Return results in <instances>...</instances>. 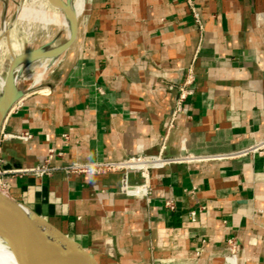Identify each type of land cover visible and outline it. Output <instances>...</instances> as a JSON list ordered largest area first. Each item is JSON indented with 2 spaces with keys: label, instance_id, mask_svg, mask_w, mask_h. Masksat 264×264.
Here are the masks:
<instances>
[{
  "label": "crops",
  "instance_id": "1",
  "mask_svg": "<svg viewBox=\"0 0 264 264\" xmlns=\"http://www.w3.org/2000/svg\"><path fill=\"white\" fill-rule=\"evenodd\" d=\"M190 65L194 93L168 127V85ZM41 83L3 121L0 170L41 165L50 150L59 167L200 158L150 170L146 195L127 194L122 171L59 168L1 174L10 197L98 264H225L230 238L236 264H264V148L251 150L264 138V0H91ZM144 181L127 172V185Z\"/></svg>",
  "mask_w": 264,
  "mask_h": 264
},
{
  "label": "water",
  "instance_id": "2",
  "mask_svg": "<svg viewBox=\"0 0 264 264\" xmlns=\"http://www.w3.org/2000/svg\"><path fill=\"white\" fill-rule=\"evenodd\" d=\"M90 1L91 0H87V5L90 4ZM63 10L64 13L71 19V31L66 41L56 47L52 64H54L62 53L74 44L78 36V19L73 17L72 12L68 7H65ZM38 51H40V49L22 52L21 54L14 55L10 58L6 74L4 75V89H2L0 93V99L3 101L0 105V130L12 105L22 96L42 85V83H39L30 87L28 86L29 82L25 85L22 84L23 82H20L17 84L20 87L18 91L14 92V89H10L14 79L15 68L20 57L30 55ZM39 57L41 58L45 56L40 54ZM23 207L32 214L43 219L45 223H47L61 236L71 240L82 252L86 254L91 264H98L95 258L79 242L54 227L45 217L35 213L27 205L10 197V195L0 188V228L3 233L5 243L14 255L18 264H71L62 259L56 258L58 253L55 248L51 244L44 243L42 239L39 238L33 229L32 224L23 216L20 209Z\"/></svg>",
  "mask_w": 264,
  "mask_h": 264
},
{
  "label": "built area",
  "instance_id": "3",
  "mask_svg": "<svg viewBox=\"0 0 264 264\" xmlns=\"http://www.w3.org/2000/svg\"><path fill=\"white\" fill-rule=\"evenodd\" d=\"M197 20V17H196ZM169 89H176L178 92L177 99L174 107L171 110L168 127H171L175 117L185 110L187 105V100L194 93V73L193 67L190 65L185 71V77L181 84L179 85H168ZM11 135L0 132V139L7 138ZM30 135L24 133L20 137L28 138ZM264 148V138L258 141L255 145L251 147V150H262ZM52 150L49 151L48 159L52 155ZM200 157L194 155H182V156H165L161 153L156 155H132L124 159L116 161H93V162H79L71 161L59 167L57 165H52L47 159L43 164L36 165L34 167L22 168V169H9V170H0V175L3 173H33L35 175H50L54 170L62 168L66 173L69 174H81V173H90V174H100L110 171H122L123 179L125 181L124 191L129 195H139V194H148V185L147 179L149 171L152 169H160L169 164L176 163L183 160H194ZM130 170H137L145 180L143 184L139 185H127V172ZM0 188L2 189V183L0 181ZM3 190V189H2ZM170 205L169 203H167ZM171 206V205H170ZM190 217L193 220L194 212L190 213ZM236 253L237 246L234 238H230L226 242L225 251L223 254V260L225 264H236Z\"/></svg>",
  "mask_w": 264,
  "mask_h": 264
},
{
  "label": "rangeland",
  "instance_id": "4",
  "mask_svg": "<svg viewBox=\"0 0 264 264\" xmlns=\"http://www.w3.org/2000/svg\"><path fill=\"white\" fill-rule=\"evenodd\" d=\"M36 10L37 3L33 0H9L7 4L5 0H0V79H3L6 74L13 52L22 53L35 49L46 50L60 45L65 40V32L60 26V14L50 7L43 13L36 12ZM82 15L77 17L78 21ZM44 60L46 59L41 57L29 66L18 83L22 80H24L23 85L30 82L29 78L38 72L43 64L50 61L48 59L47 62H44ZM54 64L48 68L46 73L50 71Z\"/></svg>",
  "mask_w": 264,
  "mask_h": 264
},
{
  "label": "bare ground",
  "instance_id": "5",
  "mask_svg": "<svg viewBox=\"0 0 264 264\" xmlns=\"http://www.w3.org/2000/svg\"><path fill=\"white\" fill-rule=\"evenodd\" d=\"M5 1L7 4L9 0H5ZM33 2L37 3L36 12L40 11L43 13L48 7H50L54 9V11L60 14V26L65 32L64 41H66L71 31V19L68 15L64 13L63 9L65 7H68L72 12L73 17L77 18L81 14H83L84 11L86 10L87 0H33ZM56 47L57 46L52 47V48H47L46 50L41 49L40 51L35 52L33 54L20 57V59L17 62L16 68H15L14 79H13L10 89L11 90L14 89V92L20 89V87L17 85L18 81L20 80V78H22L23 75H25V71L28 69V67L40 59L39 55L43 54L45 56L44 59L46 60L49 59L50 61L47 62L46 60H44V62L46 61L47 63L43 64L41 69L38 70V72H36L31 78H29L30 82L28 86L32 87V86H35L41 83L43 75L46 73L48 68L52 66ZM18 54H21V53L13 52L11 54V57L14 55H18ZM23 81L24 80H22L21 82ZM4 83H5V77L3 79H0V93H1V90L4 89ZM2 103L3 101L2 99H0V105ZM20 209L25 219L32 224L33 229L35 230L39 238H41L44 243L51 244L55 248L56 252L58 253L56 258L62 259L71 264H90L89 259L86 256V254L82 252L71 240H69L66 237L61 236L54 229H52L47 223H45L43 219L32 214L26 208L23 207ZM0 264H18L14 255L11 253V251L9 250V248L7 247L5 243L1 228H0Z\"/></svg>",
  "mask_w": 264,
  "mask_h": 264
}]
</instances>
